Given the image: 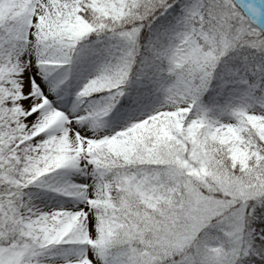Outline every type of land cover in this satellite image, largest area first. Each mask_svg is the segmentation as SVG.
I'll return each instance as SVG.
<instances>
[{
	"label": "snow or ice",
	"instance_id": "obj_1",
	"mask_svg": "<svg viewBox=\"0 0 264 264\" xmlns=\"http://www.w3.org/2000/svg\"><path fill=\"white\" fill-rule=\"evenodd\" d=\"M0 264H264V0H0Z\"/></svg>",
	"mask_w": 264,
	"mask_h": 264
}]
</instances>
